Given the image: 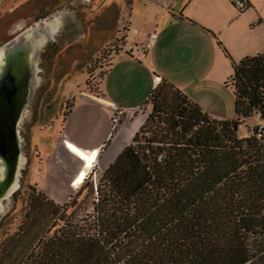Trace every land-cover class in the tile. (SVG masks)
Instances as JSON below:
<instances>
[{
    "label": "trees",
    "instance_id": "trees-1",
    "mask_svg": "<svg viewBox=\"0 0 264 264\" xmlns=\"http://www.w3.org/2000/svg\"><path fill=\"white\" fill-rule=\"evenodd\" d=\"M229 60L233 119L161 79L95 181L89 173L62 204L28 187L0 264H264V137L256 126L236 134L254 114L264 121V50Z\"/></svg>",
    "mask_w": 264,
    "mask_h": 264
},
{
    "label": "crops",
    "instance_id": "crops-1",
    "mask_svg": "<svg viewBox=\"0 0 264 264\" xmlns=\"http://www.w3.org/2000/svg\"><path fill=\"white\" fill-rule=\"evenodd\" d=\"M247 11L240 13L229 0H130L122 21L125 28L121 44L111 49L95 82L96 92L81 85L74 93L70 111L62 118L60 134L75 146L91 150L87 155H73L63 147L64 138L58 141L59 136L55 137L53 144L59 142L60 156L68 163L59 169L48 162L51 164L47 163L37 183L39 189L50 198H61L60 203L74 191L69 188L70 182L82 171L94 148L98 154L103 151L107 166L142 124L146 117L142 103L161 79L212 118L233 119L227 108L222 109L227 101L222 104L221 99L222 90H226L233 102L231 87L226 83L232 71L229 57L236 62L254 55L260 43L264 50V17L258 11ZM151 31L156 38L142 52L139 46Z\"/></svg>",
    "mask_w": 264,
    "mask_h": 264
},
{
    "label": "rangeland",
    "instance_id": "rangeland-1",
    "mask_svg": "<svg viewBox=\"0 0 264 264\" xmlns=\"http://www.w3.org/2000/svg\"><path fill=\"white\" fill-rule=\"evenodd\" d=\"M246 1L247 7L240 10V13L247 10V13L258 11L259 16L264 17V0ZM129 2L130 0H0V45L28 30L39 33L41 41L53 39L49 60L43 65L40 62L37 64V84L33 88L28 110L18 124L23 160L17 188L0 202V241L13 233L21 221L26 209L25 195L29 191L28 187L41 191L37 183L44 176L48 164H51L48 162H53L59 169H64L68 163L60 156L57 145L59 142L55 145L53 139L57 136L58 141L64 138L60 134L62 118L70 111L75 91L83 86L85 80L88 89L94 88L111 49L121 44V33L125 28L122 21L128 13ZM262 44L256 46L259 51L263 49ZM221 95L222 104L227 101L226 107L222 109L227 108V114L231 118L233 104L230 94L222 90ZM149 108V104H144L141 110L147 114ZM261 123L263 122L254 114L237 127L236 134L238 137L248 136L252 128ZM260 133L264 137L263 132ZM43 141L46 146L42 145ZM62 144L73 155H87L91 150L81 149L65 138ZM98 151L94 148L90 152L82 181L89 173L91 180L95 181L106 167L104 163L107 160H102L103 151L100 154ZM94 152L96 155L92 157ZM76 163L79 166L80 163ZM61 194L64 195V191ZM68 197L59 204L66 202ZM52 198L56 203L61 200L56 196Z\"/></svg>",
    "mask_w": 264,
    "mask_h": 264
},
{
    "label": "water",
    "instance_id": "water-1",
    "mask_svg": "<svg viewBox=\"0 0 264 264\" xmlns=\"http://www.w3.org/2000/svg\"><path fill=\"white\" fill-rule=\"evenodd\" d=\"M28 30L0 45V202L16 188L23 157L18 124L37 84L45 39Z\"/></svg>",
    "mask_w": 264,
    "mask_h": 264
},
{
    "label": "built area",
    "instance_id": "built-area-1",
    "mask_svg": "<svg viewBox=\"0 0 264 264\" xmlns=\"http://www.w3.org/2000/svg\"><path fill=\"white\" fill-rule=\"evenodd\" d=\"M231 4L237 9V10H243L247 7L248 3L246 0H229ZM156 38V33L151 31L147 34L146 40L140 44L139 49L142 52L147 51L151 45L153 44L154 40ZM256 117H258L257 114H255ZM263 123L257 125V131H262L264 134V121ZM64 137V136H63Z\"/></svg>",
    "mask_w": 264,
    "mask_h": 264
},
{
    "label": "flooded vegetation",
    "instance_id": "flooded-vegetation-1",
    "mask_svg": "<svg viewBox=\"0 0 264 264\" xmlns=\"http://www.w3.org/2000/svg\"><path fill=\"white\" fill-rule=\"evenodd\" d=\"M6 41H8V39L5 40L4 42H6ZM51 44H53V39L50 40L48 38L45 40L43 46L40 48L39 55H38V57H39L38 62H40V64L42 63V65L45 64L46 61L49 60L50 51L52 50Z\"/></svg>",
    "mask_w": 264,
    "mask_h": 264
},
{
    "label": "bare ground",
    "instance_id": "bare-ground-1",
    "mask_svg": "<svg viewBox=\"0 0 264 264\" xmlns=\"http://www.w3.org/2000/svg\"><path fill=\"white\" fill-rule=\"evenodd\" d=\"M49 20V19H48ZM51 20V19H50ZM48 22V21H47ZM46 22V23H47ZM51 22V21H50ZM55 24V23H54ZM48 24H46V26H47ZM57 26V25H56ZM96 154L95 153H93V155H92V157H94ZM85 171H86V168H85V166H84V168L82 169V171L70 182V188L72 189V190H75L78 186H79V184L81 183V181H82V179H83V176H84V174H85Z\"/></svg>",
    "mask_w": 264,
    "mask_h": 264
}]
</instances>
